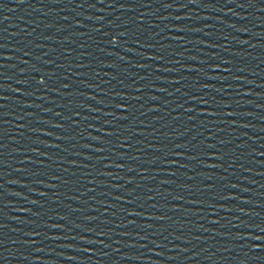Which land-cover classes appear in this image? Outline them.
<instances>
[{
  "label": "water",
  "instance_id": "obj_1",
  "mask_svg": "<svg viewBox=\"0 0 264 264\" xmlns=\"http://www.w3.org/2000/svg\"><path fill=\"white\" fill-rule=\"evenodd\" d=\"M0 264H264V0H0Z\"/></svg>",
  "mask_w": 264,
  "mask_h": 264
}]
</instances>
